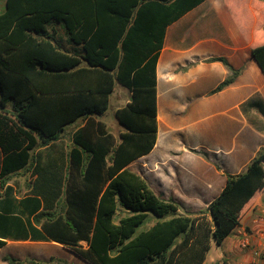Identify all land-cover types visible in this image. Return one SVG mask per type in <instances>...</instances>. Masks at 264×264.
I'll list each match as a JSON object with an SVG mask.
<instances>
[{"label": "trees", "instance_id": "16d2710c", "mask_svg": "<svg viewBox=\"0 0 264 264\" xmlns=\"http://www.w3.org/2000/svg\"><path fill=\"white\" fill-rule=\"evenodd\" d=\"M204 1L4 0L0 250L7 241L53 242L88 264H203L211 244L219 247L240 226L243 207L264 187V150L246 172L227 176L220 195L194 217L178 215L177 205L128 169L156 144V62L165 30ZM253 58L264 74V47ZM116 83L130 94L115 111L124 128L117 139L97 119ZM77 120L72 146L56 150ZM27 173L19 196L10 181ZM149 214L156 221L141 230Z\"/></svg>", "mask_w": 264, "mask_h": 264}, {"label": "crops", "instance_id": "0c3cea01", "mask_svg": "<svg viewBox=\"0 0 264 264\" xmlns=\"http://www.w3.org/2000/svg\"><path fill=\"white\" fill-rule=\"evenodd\" d=\"M58 36L69 47L62 31ZM263 47L264 2L260 0H205L166 28L156 62V144L128 169L160 200L177 205L178 215L194 217L204 211L225 188L227 176L246 172L264 150V74L253 58L254 51ZM232 76L227 86L214 92ZM125 96L120 91L113 99L126 105ZM104 115L97 119L117 139L124 128L110 131ZM81 124L77 120L64 128L56 150H69ZM263 214L264 187L245 204L240 226L230 236L241 238L248 226L259 230ZM262 235L250 236L253 247H264ZM230 236L219 246L226 245L222 258L228 264H251L249 252L234 255L236 244ZM11 244L14 250L3 254ZM37 245L69 250L53 242L7 241L0 260H61L34 250Z\"/></svg>", "mask_w": 264, "mask_h": 264}, {"label": "rangeland", "instance_id": "374dc122", "mask_svg": "<svg viewBox=\"0 0 264 264\" xmlns=\"http://www.w3.org/2000/svg\"><path fill=\"white\" fill-rule=\"evenodd\" d=\"M4 9V1L1 0L0 1V11H2ZM120 91H123V95H126L125 97L127 98V101L129 100V93L128 91L123 88L121 85L116 84V87L114 89V92L111 95L110 98V103H109V108L106 112V114L103 117V121L107 124V127L110 131L112 132H117L118 130H121V126L118 124L116 118H115V111L118 108H121L122 106L125 105L124 100L121 99V101H116L115 99V95L118 94ZM76 126V124L71 125L67 128V131L73 129ZM29 178V174H25L22 176H15L12 178V180L10 181V185H13L16 189V192L19 196H22L26 193V183L28 181ZM262 217H264V214L261 215ZM156 217L153 216L152 214H149L148 218L146 219V221L144 222V224L140 227V229H146L150 226V224L155 221ZM261 228L258 229H253V226H248L247 229H245V234L246 235H242L241 238H236V236H230L236 246L234 247L233 251H234V255L237 253H242V252H249V255L251 257L252 262H257L258 264H264V247H253V245L251 244V240H250V236L251 235H258L263 233L262 238L264 239V222L260 225ZM244 239H248L249 243L248 246L243 248L240 246V243L242 240ZM84 246V244H83ZM226 245L224 244V246L222 248L215 246L214 244H212L210 251L207 254L206 257V261L204 262V264H228L226 257L222 258V253L225 250ZM34 250L36 251H47L48 253H50L52 256H56L58 258H60L62 261L65 262H69L70 264H88L87 262H85L83 259H81L79 256H77L73 251H65L64 250H58L55 248H51V247H45V246H41V245H37L33 247ZM14 250V246H9L8 248L3 249V254L6 253L9 255V252H5V251H10L12 252ZM9 257H6L5 259H3L2 261L0 260V264H7V259ZM57 260V259H56ZM37 261H39V259H37ZM251 262V264H252ZM232 264V263H231ZM254 264V263H253Z\"/></svg>", "mask_w": 264, "mask_h": 264}, {"label": "built area", "instance_id": "2783aa9c", "mask_svg": "<svg viewBox=\"0 0 264 264\" xmlns=\"http://www.w3.org/2000/svg\"><path fill=\"white\" fill-rule=\"evenodd\" d=\"M248 243H249L248 239H244L241 241L240 246L245 248L248 246Z\"/></svg>", "mask_w": 264, "mask_h": 264}, {"label": "water", "instance_id": "95a60500", "mask_svg": "<svg viewBox=\"0 0 264 264\" xmlns=\"http://www.w3.org/2000/svg\"><path fill=\"white\" fill-rule=\"evenodd\" d=\"M85 261V260H84Z\"/></svg>", "mask_w": 264, "mask_h": 264}]
</instances>
